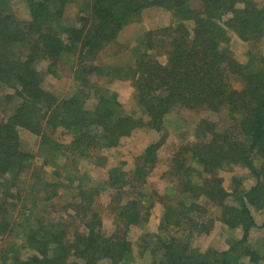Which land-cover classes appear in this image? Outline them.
<instances>
[{
  "label": "rangeland",
  "instance_id": "obj_1",
  "mask_svg": "<svg viewBox=\"0 0 264 264\" xmlns=\"http://www.w3.org/2000/svg\"><path fill=\"white\" fill-rule=\"evenodd\" d=\"M248 1L264 7V0ZM28 2L0 1V14L8 17L11 27L25 30L30 18ZM88 3L89 0H64L59 6L58 1L50 2L47 6L51 16L43 27L55 34L64 31L62 34L66 35L70 28H79L86 22L82 19L89 16ZM178 3L163 0L162 4L149 6L131 16L132 20L126 21L115 37L89 59L82 58L84 53L76 46L71 53L61 52L51 66L48 60L39 59V52L36 56L33 42L25 35L19 36V43L9 46L14 58L33 55L30 65L21 63L23 72L28 73L33 68L42 87L57 99L75 96L77 106L88 111L99 104L107 105L116 118L127 116L137 121L139 127L119 138L115 146L99 151L86 147L80 153L69 147L71 136L64 130L44 128L41 135L35 136L18 129L19 148L30 155V168L14 181L19 195L12 200L2 197L4 206L8 207L10 226L7 234L0 237L1 252L9 257L16 253L19 257H28L31 252L24 248L23 235L33 231L38 223L57 224L56 227H61L71 239L75 234H83L84 226L98 222L104 236L121 237L120 213L126 201H131L138 204L139 217L126 231L129 251L123 264H151L162 250L160 240L165 237L185 239L180 244L190 243L187 249L192 247L201 252L212 249L219 253L242 239L249 218L253 225L246 241L231 253V264H251L242 254L245 251L256 253L257 264H263L260 258L264 249V210L251 203H246L245 208L241 206L246 200L243 196L257 187L254 175L240 167L206 172L179 150L198 140L210 141L214 134L222 132L230 141L241 139V105H223L212 112L176 109L170 104L172 109L161 118L160 130L152 129L148 122L144 106L148 105L151 94L154 98L162 97L168 90L157 85L153 75L146 81L148 73L143 70L150 69L152 61L165 65L174 29L183 36L191 32L192 22L186 17L187 10L199 13L206 10L195 0H179ZM228 17V14L223 15L220 23ZM225 32V40L217 50L222 58L220 68L227 65L229 69L233 65L236 75L229 80L234 89L229 90L242 91L240 72H264V36L244 41L235 28H225ZM0 61L4 68L5 57H0ZM234 77L239 78L238 81ZM8 86V80L0 78V122L19 104L14 89ZM145 92L149 94L144 95ZM159 141L163 144L155 153L156 162L142 172L143 180L133 183L132 187L111 185V172L115 176L132 172L146 148ZM252 161L255 169L264 166V150L254 153ZM261 170L264 172V167ZM214 177L228 194L221 201L209 194V199L200 195L205 194L206 184L215 187L214 181L203 182ZM2 189L4 187L0 186V197L4 194ZM261 190L264 191V183ZM48 196H51L49 200ZM176 204L180 206L177 208ZM175 210H181L177 216L172 214Z\"/></svg>",
  "mask_w": 264,
  "mask_h": 264
},
{
  "label": "trees",
  "instance_id": "obj_2",
  "mask_svg": "<svg viewBox=\"0 0 264 264\" xmlns=\"http://www.w3.org/2000/svg\"><path fill=\"white\" fill-rule=\"evenodd\" d=\"M53 1L60 2L59 6L64 3V0H29L30 18L25 30L11 27L7 21L8 17L0 14V57H5L6 62L3 68V63L0 61V78L8 80V87L14 89L13 94L19 101L12 114L0 122V186L4 187L1 190L4 194L0 197V237L7 234L10 226V221L7 219L8 207L4 206L2 197L12 200L19 195L14 181L30 168L28 161L30 155L19 148L18 129L35 136L41 135L44 128L52 131L64 130L71 136L69 147L80 153L86 147L99 151L115 146L119 138L139 127L137 121L127 116L116 118L107 105L99 104L92 111H88L77 106L75 96L57 99L42 87L33 68L28 73L23 72L21 63L30 65L33 55L14 58L9 46L19 43V36L22 38L25 35V38L33 42L36 56L39 52V59L48 60L51 66L55 65L54 62L61 52L67 50L71 53L70 51L76 50V46L80 48L81 53H84V55L80 54L82 58L89 59L115 37L126 21L132 20L131 18L149 6L162 4L163 0H89L87 14L89 16L82 19L86 22L79 28H70L66 35L62 34L64 31L55 34L43 27L51 16L47 5ZM174 1L179 2V0ZM195 1L206 10L204 13L187 10L189 15L186 17L192 22L191 32H186L183 36L174 29L165 65L161 66L152 61L149 63L150 69L143 70L144 73H148V77L145 75L146 81H150L153 75V78L157 79V85L168 90L162 97L154 98L153 93L151 94L148 105L144 106L149 117L148 122L151 123L152 129L160 130L161 118L172 109V105L176 106V109L192 111L206 109L215 112L219 106L239 103L243 117L239 125L241 139L235 138L234 141H230L231 138L222 132L214 134L210 141L198 140L190 145L181 146L179 150L205 171L226 168L230 170L233 167L250 171L258 184L243 196L246 200H241V203L245 202L241 206L245 208L246 203H251L264 210V191L261 190L264 183V172L261 169L264 166L255 169L252 161L254 153L264 150V72L252 74L240 72L239 78H242L243 90L230 91L229 89L234 88L229 78L236 75V71L233 65L229 69L227 65L220 68L222 58L217 51L220 42L225 40V28H235L244 41L251 38L261 39L264 36V7L260 8L248 0ZM239 4L241 7H237ZM227 14L228 19L220 23L223 15ZM82 58L79 60L83 61ZM239 78L234 77V80L238 81ZM231 79L233 80V77ZM147 94L149 92L144 93ZM162 144L163 141H159L149 145L142 159L135 163L132 172H120L116 176L111 172V185L132 187L133 183L143 180L142 172L155 164V153ZM212 181L215 182V187L206 184V189L203 190L205 194L200 193V195L205 196L206 199H209L208 196L215 197L217 200L227 197L228 194L217 177L203 182ZM50 198L51 196L46 197L48 200ZM126 202L120 213L123 223L121 237L104 236L99 231L98 222L84 226L83 234H75L71 239L67 234L65 235L61 227H56L57 224L49 223L44 226L38 223L33 231L23 235L24 248L31 252L30 255L22 258L16 253L9 257L2 250L0 251L2 264L3 262L123 264L122 261L129 251L126 231L137 223L139 217L138 204ZM10 205L13 206L12 203ZM178 206L180 205H175L177 208ZM179 211L181 210H175L172 214L176 213L177 216ZM243 211L247 215V211L245 209ZM165 215L167 216V213ZM247 220L242 239L219 253L212 249L201 252L190 247V243L181 245L182 240H185L181 237L162 238L160 240L162 250L154 257L151 264H231V253L246 241L253 225L251 218ZM186 245H190V249H187ZM242 254L251 264H257L259 261L255 259L254 252L245 251ZM260 261L264 264V249Z\"/></svg>",
  "mask_w": 264,
  "mask_h": 264
}]
</instances>
